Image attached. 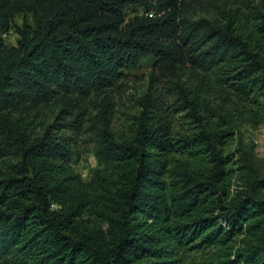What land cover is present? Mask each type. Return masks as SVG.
<instances>
[{"label":"trees","instance_id":"16d2710c","mask_svg":"<svg viewBox=\"0 0 264 264\" xmlns=\"http://www.w3.org/2000/svg\"><path fill=\"white\" fill-rule=\"evenodd\" d=\"M190 8L0 0V264H264V159L228 109L264 125V3ZM146 59L172 72L187 121L174 130L150 93L117 135L114 93ZM86 123L105 166L89 182L70 165Z\"/></svg>","mask_w":264,"mask_h":264},{"label":"rangeland","instance_id":"374dc122","mask_svg":"<svg viewBox=\"0 0 264 264\" xmlns=\"http://www.w3.org/2000/svg\"><path fill=\"white\" fill-rule=\"evenodd\" d=\"M191 4L190 13L195 17L224 20L226 15L224 12L230 9H241L244 12H249L247 8L249 0H188ZM257 4H263L264 0H254ZM141 10L130 7L127 11L128 19L139 15ZM16 23L21 24L22 19H17ZM19 36L13 34L6 40L7 45H17ZM174 80L172 72L165 68L161 70L155 65L153 60L146 59L141 67L137 70H132L125 74L121 81V87L115 91V113L112 122V128L117 135L129 133L143 110L141 99L150 94L157 93L164 103L166 110H171L172 126L174 130L182 131L183 123L187 121L184 118V113H176L175 102L177 101V91L174 85L171 84ZM210 100L214 106H223V100L219 93L212 92ZM229 107L230 105H226ZM229 111H233L237 116L236 132L242 135L245 143L254 142L256 145V154L259 158L264 159V125H253L249 117L243 114V108L239 106H230ZM97 114V112H94ZM39 124L45 122L53 123L49 116L44 119H39ZM84 134L76 136L69 133L73 137L71 142L74 155L71 160V168L84 182H89L93 179L97 171H103V166L94 155V144L91 138L90 123L85 124ZM234 148V147H233ZM232 148V149H233ZM2 163H0V166Z\"/></svg>","mask_w":264,"mask_h":264},{"label":"built area","instance_id":"2783aa9c","mask_svg":"<svg viewBox=\"0 0 264 264\" xmlns=\"http://www.w3.org/2000/svg\"><path fill=\"white\" fill-rule=\"evenodd\" d=\"M4 37L6 38V37H8L7 35H4Z\"/></svg>","mask_w":264,"mask_h":264}]
</instances>
